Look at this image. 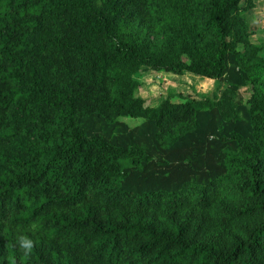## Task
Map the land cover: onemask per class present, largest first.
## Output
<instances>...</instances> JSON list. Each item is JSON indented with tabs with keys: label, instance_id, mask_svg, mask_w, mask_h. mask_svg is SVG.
I'll return each mask as SVG.
<instances>
[{
	"label": "trees",
	"instance_id": "1",
	"mask_svg": "<svg viewBox=\"0 0 264 264\" xmlns=\"http://www.w3.org/2000/svg\"><path fill=\"white\" fill-rule=\"evenodd\" d=\"M253 6L0 0V264H264ZM143 71L225 87L149 106Z\"/></svg>",
	"mask_w": 264,
	"mask_h": 264
},
{
	"label": "rangeland",
	"instance_id": "2",
	"mask_svg": "<svg viewBox=\"0 0 264 264\" xmlns=\"http://www.w3.org/2000/svg\"><path fill=\"white\" fill-rule=\"evenodd\" d=\"M252 3L254 6L244 12L243 15L251 31V42L264 46V0H252ZM136 79L140 83L137 94L149 106H156L168 95H172V102L177 103L183 102L186 98H218L225 87L219 81L198 77L191 73L177 76L143 71L136 76ZM239 92L243 96L248 95L246 88L240 89ZM122 121L130 127H134L142 122L141 119L132 118H123Z\"/></svg>",
	"mask_w": 264,
	"mask_h": 264
},
{
	"label": "clouds",
	"instance_id": "3",
	"mask_svg": "<svg viewBox=\"0 0 264 264\" xmlns=\"http://www.w3.org/2000/svg\"><path fill=\"white\" fill-rule=\"evenodd\" d=\"M34 246V243L32 240L22 237L21 238V248L25 250V254H29Z\"/></svg>",
	"mask_w": 264,
	"mask_h": 264
}]
</instances>
